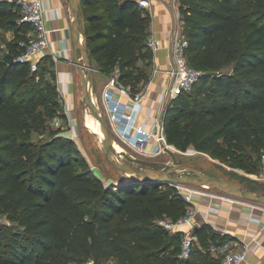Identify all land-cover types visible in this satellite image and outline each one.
Wrapping results in <instances>:
<instances>
[{
  "label": "trees",
  "instance_id": "trees-1",
  "mask_svg": "<svg viewBox=\"0 0 264 264\" xmlns=\"http://www.w3.org/2000/svg\"><path fill=\"white\" fill-rule=\"evenodd\" d=\"M178 1L186 55L202 75L167 104L168 142L256 173L264 153V0ZM81 7L92 60L140 90L154 56L150 11L139 0H81ZM19 14L15 1L0 0V27L15 33L0 50V213L11 221L0 223V264H222L210 224L195 230L183 258L182 233L160 222L178 220L190 205L177 185L121 183L118 173L106 182L77 165L71 137L32 139L47 129L60 92L48 77L49 56L34 71L17 60L31 28Z\"/></svg>",
  "mask_w": 264,
  "mask_h": 264
},
{
  "label": "crops",
  "instance_id": "crops-1",
  "mask_svg": "<svg viewBox=\"0 0 264 264\" xmlns=\"http://www.w3.org/2000/svg\"><path fill=\"white\" fill-rule=\"evenodd\" d=\"M150 1L151 5L146 7L152 15L150 38H158L161 48L154 52L149 78L142 87L146 94L142 100L141 119L144 120L146 128H152V117L161 108L162 95L170 80L166 69L170 61L172 29L179 23L183 24L178 0ZM42 3L46 9L47 27L50 29L51 50L43 51L40 59L45 56L51 58V66L55 65V70L50 67V74L55 79L60 94L69 102L75 95L78 86L77 73L79 75L73 60L69 0H42ZM29 34L30 29L26 32L27 36ZM94 64L97 67L95 61ZM96 72L100 79L105 80L101 85L104 93L106 84L115 72L106 73L99 68ZM113 178L110 176L105 181ZM194 203L200 209L196 215L197 227L204 223L211 225L214 238L210 246L213 255L222 256L224 260L227 252L241 249L248 243L247 257L241 264H264V205L236 199L218 191L198 193L194 195Z\"/></svg>",
  "mask_w": 264,
  "mask_h": 264
},
{
  "label": "built area",
  "instance_id": "built-area-1",
  "mask_svg": "<svg viewBox=\"0 0 264 264\" xmlns=\"http://www.w3.org/2000/svg\"><path fill=\"white\" fill-rule=\"evenodd\" d=\"M19 9V22L30 24L28 41H22L24 50L19 54L17 60L28 63L31 70H37L40 63V54L45 50H51L50 29L47 27L45 18V7L42 0H15ZM144 7L151 5L150 0H139ZM170 44V61L166 72L169 75V83L166 86L162 99L161 108L152 117L154 124L152 128H146L144 120L141 119L142 100L145 97V88L133 91L131 84L123 82L119 73L115 72L106 84L103 93L105 112L114 134V143L120 142L132 149L146 155L157 156L164 152L177 149L167 139L163 114L167 104L182 90H191L202 75L201 70L193 66L186 55L188 39L182 33V24L173 27ZM149 46L153 52L161 48V41L152 37ZM55 56V55H54ZM59 98L65 100L60 94ZM114 145V144H113ZM260 178L264 181V153L261 158ZM189 202L186 213L178 220H161L169 230L182 233V244L180 255L188 258L195 244V229L197 227L196 215L200 210L194 203V195L198 194L199 187L177 185ZM248 243L241 249L227 252L222 264H241L247 257ZM87 264H97L93 260Z\"/></svg>",
  "mask_w": 264,
  "mask_h": 264
},
{
  "label": "rangeland",
  "instance_id": "rangeland-1",
  "mask_svg": "<svg viewBox=\"0 0 264 264\" xmlns=\"http://www.w3.org/2000/svg\"><path fill=\"white\" fill-rule=\"evenodd\" d=\"M13 36L14 29L12 27H0V50L2 53L6 52V40L12 38ZM51 67L54 71L55 65ZM96 73L97 72H95L97 79H95L96 81L93 92L97 97V104L106 115L102 95L103 93L101 91V85L105 80L103 78L100 79ZM49 74L48 76L51 79L52 75ZM76 83H78V86H76L75 95L73 96L72 100L67 102L66 100L58 98L59 101L58 105L56 106V110L54 114L48 118L47 129L34 131L32 139L35 141L46 140L54 134H62L71 137L77 147V158L79 159V161H77V165L81 168L89 167L102 179L107 180L110 176H115L117 171L108 162L104 154L100 135L96 133L87 123L91 116V111L89 107L84 104L78 73ZM115 150L122 160L132 162L137 166L144 167L163 168L164 163H167L168 166H172L175 163V156L177 162L180 164L189 165L213 175L225 176L241 183L248 189L264 192V181L260 178L261 157H258L259 170L256 173H252L245 169L234 167L222 159L215 158L208 152H198L194 148H190L187 151H179L178 149H174L157 156H146L132 149L131 147L118 142L115 146ZM263 152L264 149L262 150V153ZM175 173L187 174L190 173V171L187 169H177ZM198 190H200L199 193L201 194H205L207 192L211 193L213 191H218L225 194L223 190L217 187H205V185L201 186ZM0 223L10 224L11 221L6 217L5 214L0 213ZM70 264L76 263L71 262Z\"/></svg>",
  "mask_w": 264,
  "mask_h": 264
},
{
  "label": "water",
  "instance_id": "water-1",
  "mask_svg": "<svg viewBox=\"0 0 264 264\" xmlns=\"http://www.w3.org/2000/svg\"><path fill=\"white\" fill-rule=\"evenodd\" d=\"M69 4L71 9L70 28L73 43V60L79 71L81 94L84 104L100 120L101 128L104 131L102 148L108 162L119 174V182L131 183L134 181L153 180L199 188L208 185L223 190L226 195L233 198L264 205V192L248 189L231 178L213 175L192 166L180 164L177 162L175 156L174 165L168 166L167 163H164L163 168H155L137 166L132 162L120 159L116 155L113 151L115 138L110 123L94 99L95 72L98 68L95 66L90 54L88 37L85 30L86 20L82 11L81 0H69ZM4 59L11 62L15 60V57L11 53H6ZM177 169H187L190 173L176 174L175 171ZM197 229L198 227L195 230Z\"/></svg>",
  "mask_w": 264,
  "mask_h": 264
},
{
  "label": "bare ground",
  "instance_id": "bare-ground-1",
  "mask_svg": "<svg viewBox=\"0 0 264 264\" xmlns=\"http://www.w3.org/2000/svg\"><path fill=\"white\" fill-rule=\"evenodd\" d=\"M94 99H95V102H97V97L95 96V94H94ZM89 109H90V108H89ZM90 111H91V110H90ZM87 123H88V125H90V127H92V129H93L96 133H98V134L100 135V138H101V139L104 137V131H103L102 128H101L100 120L98 119L97 116H95V115H93V114L91 113V116H90V118L88 119ZM117 143H118V142H115V143H114V145H113V151L116 153V155H117L120 159H122V158L118 155L117 151L115 150V146L117 145ZM100 145H101V141H100ZM206 186L208 187V185H205V187H206Z\"/></svg>",
  "mask_w": 264,
  "mask_h": 264
}]
</instances>
